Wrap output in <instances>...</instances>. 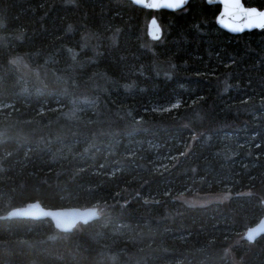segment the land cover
Masks as SVG:
<instances>
[{
  "label": "trees",
  "instance_id": "obj_1",
  "mask_svg": "<svg viewBox=\"0 0 264 264\" xmlns=\"http://www.w3.org/2000/svg\"><path fill=\"white\" fill-rule=\"evenodd\" d=\"M218 11L0 0V264H264V235L243 239L264 216V29L230 35ZM35 201L98 217L5 218Z\"/></svg>",
  "mask_w": 264,
  "mask_h": 264
},
{
  "label": "water",
  "instance_id": "obj_2",
  "mask_svg": "<svg viewBox=\"0 0 264 264\" xmlns=\"http://www.w3.org/2000/svg\"><path fill=\"white\" fill-rule=\"evenodd\" d=\"M125 1L143 10H150V11H155V12L161 11V10L170 11L166 9L163 3V0H125ZM204 1L206 3V0ZM188 3L186 4L185 7H187ZM208 5H218V4L213 3V4H208ZM218 6H219V11L215 17V23H216V26L222 31L230 35L237 36L245 32H251L253 30H261L260 28H256V27L249 29V26L243 23H235V24H231V26L245 28L246 30L244 31L228 30V28L221 26V24L230 23L227 19L222 20L220 23L217 22L218 15L222 13L221 5H218ZM244 7L252 8V7H248L245 5ZM254 8H257V7H254ZM260 10L264 11V8ZM170 12H174V11H170ZM146 35L148 36L149 39L153 41H157L162 37L161 26L155 17H150L149 20L147 21ZM97 217L98 216H97L96 210L92 208L80 209V208L72 207V208L49 209V208L43 207L37 201L28 203L25 206L20 207V208L12 209L5 216V218L10 219V220L26 219V220L39 221L43 219H48L53 224L54 228L61 233H69L72 231V229L77 224H87L95 220ZM263 235H264V216L261 217L257 221V223H255L253 226L245 230L243 234V239L247 243H254L255 241H257L259 237Z\"/></svg>",
  "mask_w": 264,
  "mask_h": 264
},
{
  "label": "snow or ice",
  "instance_id": "obj_3",
  "mask_svg": "<svg viewBox=\"0 0 264 264\" xmlns=\"http://www.w3.org/2000/svg\"><path fill=\"white\" fill-rule=\"evenodd\" d=\"M188 2L189 0H163L166 9L170 11L183 9ZM206 3L221 5L222 13L218 15L217 22L220 23L227 19L230 23L221 24V26L228 28V30H246L241 27H232L231 24L235 23H243L249 26V29L253 27L264 29V11L254 7H244L243 0H206Z\"/></svg>",
  "mask_w": 264,
  "mask_h": 264
},
{
  "label": "rangeland",
  "instance_id": "obj_4",
  "mask_svg": "<svg viewBox=\"0 0 264 264\" xmlns=\"http://www.w3.org/2000/svg\"><path fill=\"white\" fill-rule=\"evenodd\" d=\"M17 71L19 72V74L23 77H28L26 78L27 80H31L34 78H38V74H36L35 72L32 73V70H30L29 65H27V63L22 62L20 60H17L14 62ZM30 76L34 77V78H30ZM230 198V196L228 194H221V195H205V196H198V197H193V198H187V199H183L184 201L187 202V204L191 205V206H207L210 204H214V203H218V202H223V201H227ZM233 264H241L239 262H234Z\"/></svg>",
  "mask_w": 264,
  "mask_h": 264
},
{
  "label": "bare ground",
  "instance_id": "obj_5",
  "mask_svg": "<svg viewBox=\"0 0 264 264\" xmlns=\"http://www.w3.org/2000/svg\"><path fill=\"white\" fill-rule=\"evenodd\" d=\"M244 234V233H243Z\"/></svg>",
  "mask_w": 264,
  "mask_h": 264
}]
</instances>
